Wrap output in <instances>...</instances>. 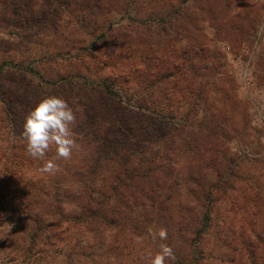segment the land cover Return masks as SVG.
I'll use <instances>...</instances> for the list:
<instances>
[{
    "label": "trees",
    "instance_id": "obj_1",
    "mask_svg": "<svg viewBox=\"0 0 264 264\" xmlns=\"http://www.w3.org/2000/svg\"><path fill=\"white\" fill-rule=\"evenodd\" d=\"M55 1L56 6L42 13L31 0H0V22L18 29L46 23L45 31H52L59 27L56 22L62 11L72 17L71 23L89 27L90 36L96 30H112L108 16L113 13H149L141 21L154 22L153 18L160 23L158 46L145 45L134 63L130 62L133 56L119 54L123 50L119 46L113 48L118 53L106 50L112 56L96 58L92 65L99 82L81 81L88 94L82 90L80 97L66 96L65 87L72 82L60 79L54 95L44 88L33 89L29 82L23 88L18 81L6 88L0 84V124L5 126L3 132L12 135V142L2 145L8 152L0 172V208L19 215L30 241L43 237L42 243L53 249L50 255L58 252L70 262L78 254L84 264H145L148 252L154 254L165 243L176 256L166 264H264L261 197L249 209L251 221L241 219L239 232H233L229 204L234 194L228 170L215 168L219 152L211 128L202 136L192 126L178 127L179 110L167 106L184 89L181 66L189 52L166 44L162 35L180 17L184 0ZM199 47V52L205 50ZM5 66L0 63V78ZM131 86L134 89L127 90ZM2 87L12 92L11 104ZM207 87L199 90V99L206 102L210 100ZM102 94L108 101L100 106L90 109L77 104H90ZM49 96L63 98L74 110L73 132L79 145L70 159L55 161L59 171L54 174L40 171L45 160L27 153L23 136L27 114ZM55 156L53 147L45 159ZM221 156L224 167L226 155ZM151 224L157 231L166 229L167 239L146 241ZM211 232L217 248L204 252L203 239ZM138 236L144 237L142 245L136 243Z\"/></svg>",
    "mask_w": 264,
    "mask_h": 264
},
{
    "label": "rangeland",
    "instance_id": "obj_2",
    "mask_svg": "<svg viewBox=\"0 0 264 264\" xmlns=\"http://www.w3.org/2000/svg\"><path fill=\"white\" fill-rule=\"evenodd\" d=\"M31 1L42 13L56 6L55 0ZM147 14L113 13L108 16L112 30H96L90 36L89 27L84 29L71 23L72 17L62 11L61 20L56 22L59 27L52 31H45L46 23L41 27L28 25L18 29L0 22V63H6L0 84L6 88L18 81L23 88L29 82L33 89L44 88L54 95L56 89L53 87L60 79L65 83L72 82L65 87L66 96L77 97L84 90L81 81L99 82L97 69L92 65H96V58L112 56L106 50L118 53L113 50L119 46L117 48L123 49L119 54L133 56L130 62L134 63L139 61L145 45L150 44L153 49L158 46L160 32L156 30L160 23L152 17L154 22L142 23L141 20L150 16ZM175 22L178 24L174 25ZM174 23L166 35L161 33L162 38L167 40L166 44L189 53L183 57L181 66L184 89L167 106L175 112L179 110L176 121L182 123H177L178 127L192 126L200 130L202 136L211 128L216 152H219L215 168L223 172L224 168L228 170L230 191L234 194L229 204V222L233 232H239L241 219L251 221L248 212L251 206L259 203L258 196L261 197L260 207L264 208V0H184L180 17ZM159 44L163 45L162 42ZM200 45L205 48L203 52H199ZM134 65L137 68L139 64ZM189 83L193 87L190 88ZM203 86L210 89L208 102L199 99V90ZM130 88L134 89L131 86L127 90ZM2 91L9 104L15 101L12 92L4 88ZM107 101L102 94L90 104L87 101L77 104L91 109V106H100ZM4 127L0 124V172L8 152L2 145L12 142V135L3 132ZM221 151L226 155L224 167ZM2 211L0 208V264H78L75 260L84 264L81 263L83 256L78 254L74 255L73 262L58 252L50 255L53 249L42 243L43 237L35 243L30 241L19 215ZM11 218L14 220L9 221ZM261 220L264 222V215ZM10 222H14V226ZM149 228L157 231L154 224L147 227L146 241L151 239ZM213 237L212 232L204 237L202 251L215 252L217 247L212 242ZM136 256L141 259L142 253L138 252ZM143 262L147 264V260Z\"/></svg>",
    "mask_w": 264,
    "mask_h": 264
},
{
    "label": "clouds",
    "instance_id": "obj_3",
    "mask_svg": "<svg viewBox=\"0 0 264 264\" xmlns=\"http://www.w3.org/2000/svg\"><path fill=\"white\" fill-rule=\"evenodd\" d=\"M76 123V114L66 100L57 96L42 99L26 118L23 136L26 140L27 153L34 159L45 160L40 168L42 173L54 174L59 171L55 162L58 159L68 160L72 157L73 150H78L79 145L73 132ZM55 148L56 156L45 159L46 153ZM148 234L153 241L167 239V230L160 228L158 231L148 229ZM144 237H136V243L142 245ZM176 256L171 246L160 243L158 251L154 254L148 252L147 264H166L175 261Z\"/></svg>",
    "mask_w": 264,
    "mask_h": 264
}]
</instances>
